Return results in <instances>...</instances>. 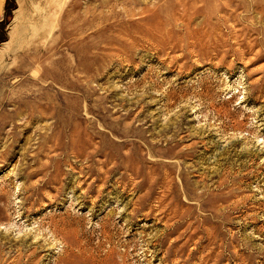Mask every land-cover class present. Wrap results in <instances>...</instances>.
Listing matches in <instances>:
<instances>
[{
  "label": "rangeland",
  "instance_id": "1",
  "mask_svg": "<svg viewBox=\"0 0 264 264\" xmlns=\"http://www.w3.org/2000/svg\"><path fill=\"white\" fill-rule=\"evenodd\" d=\"M264 0H0V264H264Z\"/></svg>",
  "mask_w": 264,
  "mask_h": 264
},
{
  "label": "bare ground",
  "instance_id": "2",
  "mask_svg": "<svg viewBox=\"0 0 264 264\" xmlns=\"http://www.w3.org/2000/svg\"><path fill=\"white\" fill-rule=\"evenodd\" d=\"M249 6L250 7H253L254 10L260 9L261 10V13L264 14V8L259 4L258 1H256L254 4L249 3Z\"/></svg>",
  "mask_w": 264,
  "mask_h": 264
}]
</instances>
